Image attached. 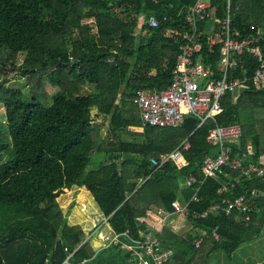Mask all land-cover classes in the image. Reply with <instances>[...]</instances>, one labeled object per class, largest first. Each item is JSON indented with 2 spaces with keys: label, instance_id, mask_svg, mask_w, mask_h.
I'll use <instances>...</instances> for the list:
<instances>
[{
  "label": "trees",
  "instance_id": "1",
  "mask_svg": "<svg viewBox=\"0 0 264 264\" xmlns=\"http://www.w3.org/2000/svg\"><path fill=\"white\" fill-rule=\"evenodd\" d=\"M195 2L0 0V74L11 66L28 89L36 77H46L51 86L69 83L49 96L40 80L29 94L0 82V105L6 113V123L0 122V264H134L131 254L118 246L93 250L85 243L83 228L61 220L56 200L64 191L84 188L114 234L129 231L142 239L152 228L138 217L149 209L171 212L175 199L192 197L194 190L185 180L202 178L204 159L218 152L207 141L216 125H241L234 155L252 147L255 155L249 161L264 156V87L250 85L237 99L227 94L222 114L199 129L193 117L177 128L140 127L133 93L169 84L185 31L184 14ZM214 2L222 16L223 0ZM150 16L157 20L156 28L141 21ZM87 18L94 20L88 24ZM231 20L235 40L250 37L254 27L264 34V0H231ZM218 53L219 46L212 54L204 46L197 57L215 68ZM21 54L24 61L17 65ZM254 69L252 61L236 74L250 76ZM93 110L108 125L106 138L98 129L105 124L97 123ZM185 142L190 147L183 154L186 167L178 170L167 163L157 170L152 165ZM6 153L11 157L4 162ZM92 162L95 168H89ZM240 176L224 168L206 181L201 200L190 206L191 230L154 231L162 247L173 251L164 264H208L217 251L230 258L256 237L257 220H264V179ZM232 182L235 187L218 193ZM253 194L248 221L238 211L198 216L213 203ZM217 226L218 241L206 235Z\"/></svg>",
  "mask_w": 264,
  "mask_h": 264
},
{
  "label": "built area",
  "instance_id": "2",
  "mask_svg": "<svg viewBox=\"0 0 264 264\" xmlns=\"http://www.w3.org/2000/svg\"><path fill=\"white\" fill-rule=\"evenodd\" d=\"M219 5L214 0H196L193 6L184 14L185 31L181 36V44L176 58L175 67L170 74L169 84L162 90L137 89L133 93V104L139 111L140 127L177 128L182 127L187 117L198 121L197 129L222 114V101L227 94L237 99L250 85L264 87V34L258 27L251 28L252 34L244 40H235L231 34V0H223L222 16H218ZM150 28H156L158 22L154 16L141 18ZM204 46L213 53V48L219 46L217 65L204 63L197 57ZM249 57L247 63L242 61ZM256 69L249 75L238 76L236 72L245 71L252 62ZM242 127L238 123L227 126L216 125L208 136V143L218 148L214 155L206 156L202 164V178L191 176L186 178L187 188H193L192 197L187 200L175 199L172 211L161 209L155 211L161 225L149 222L145 218L138 220L146 222L152 231L142 233V239H135L129 231L115 234L108 245L118 246L122 251L131 254L129 262L134 264H164L173 256L171 249L163 248L161 240L154 231L161 232L172 217L190 222L187 216L192 203L201 200L200 193L207 180L213 179L224 168L237 171L241 177L264 179V156L259 162L249 161L253 157L252 147L234 155L233 146L239 147L242 137ZM186 142L179 146L171 155L161 161L152 160V165L158 170L167 163H173L178 170L186 167L183 154L188 150ZM229 187H235L232 182L224 185L219 194L227 193ZM254 194L245 195L226 203L220 201L209 205L198 216L208 218L212 212L232 214L238 211L248 221L254 206ZM150 210H148V215ZM191 223V222H190ZM219 226L214 228L207 237L219 240ZM126 238L124 240L123 238ZM203 239L195 241L199 248ZM71 258V257H70Z\"/></svg>",
  "mask_w": 264,
  "mask_h": 264
},
{
  "label": "rangeland",
  "instance_id": "3",
  "mask_svg": "<svg viewBox=\"0 0 264 264\" xmlns=\"http://www.w3.org/2000/svg\"><path fill=\"white\" fill-rule=\"evenodd\" d=\"M93 20H94L93 18L90 19L87 18L86 21H88L89 24V22ZM136 31L139 32L138 28L136 29ZM142 35H144V33H142ZM24 58L25 56L23 54L19 55L16 60L17 65H21L24 61ZM38 80H40V85L42 87L41 89L49 96L57 91H64L69 84L68 81H66L60 83L57 86H51L50 83L47 81L46 77H42V78L36 77L31 81L33 87L28 89L27 87L24 86L25 80L21 78L20 74L11 71V66H8V68L4 70V72H1L0 74L1 84L3 83L6 87H10L11 89H21L28 94L31 92V90L37 87V84L39 83ZM87 89L91 90V87L87 86ZM92 115L99 125L101 123L105 124L99 126L98 129L100 135L103 138H106L108 135V125L104 122L105 121L104 118L102 116L100 117L97 116L98 115L97 110H93ZM0 122L3 124L6 123V113L1 105H0ZM3 138L5 139L4 136ZM2 156L4 162L11 157L10 155L8 158L7 153L3 154ZM95 167L96 166L94 162H92L89 168H95ZM56 201H57L56 208H58L61 211L60 213L61 220H63L64 218L68 226H79L80 228H83V230L86 232L85 243L90 242L93 250H101L106 246H108L110 240L114 237L115 234L110 229V226L106 223L107 220L100 213L96 204L93 201L92 195L87 190H85L84 188L75 189V190L74 189L66 190ZM149 210H150L149 213L150 216L155 215L156 210L154 209L153 210L149 209ZM143 218H145V216H142L141 219ZM160 225L161 224H158L157 226ZM166 225H174L173 230L181 234L192 229L190 222L180 220V218L178 217L176 219L171 220ZM261 225L264 226V221ZM241 255L242 254H239V259ZM208 264H235V261H233L232 259L229 260V257L224 252L217 251L211 256Z\"/></svg>",
  "mask_w": 264,
  "mask_h": 264
},
{
  "label": "crops",
  "instance_id": "4",
  "mask_svg": "<svg viewBox=\"0 0 264 264\" xmlns=\"http://www.w3.org/2000/svg\"><path fill=\"white\" fill-rule=\"evenodd\" d=\"M145 219L157 225L161 224L160 219L157 218L156 215H146ZM173 219H176V217H172L169 222ZM263 221L264 220L262 218L257 220V226L260 224V230L256 237L244 243L243 246L229 258V260L232 259L235 261V264H264V226L261 225V222ZM165 227L173 230L174 225H167ZM173 231L177 232L175 230ZM239 254H242L240 259Z\"/></svg>",
  "mask_w": 264,
  "mask_h": 264
},
{
  "label": "water",
  "instance_id": "5",
  "mask_svg": "<svg viewBox=\"0 0 264 264\" xmlns=\"http://www.w3.org/2000/svg\"><path fill=\"white\" fill-rule=\"evenodd\" d=\"M67 263V262H66Z\"/></svg>",
  "mask_w": 264,
  "mask_h": 264
}]
</instances>
